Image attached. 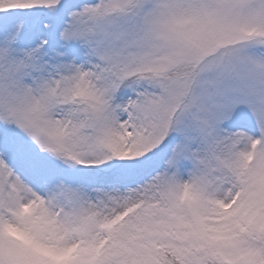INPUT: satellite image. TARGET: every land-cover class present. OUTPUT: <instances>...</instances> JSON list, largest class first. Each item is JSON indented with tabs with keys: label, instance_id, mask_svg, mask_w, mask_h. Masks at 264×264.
<instances>
[{
	"label": "snow or ice",
	"instance_id": "obj_1",
	"mask_svg": "<svg viewBox=\"0 0 264 264\" xmlns=\"http://www.w3.org/2000/svg\"><path fill=\"white\" fill-rule=\"evenodd\" d=\"M0 264H264V0H0Z\"/></svg>",
	"mask_w": 264,
	"mask_h": 264
}]
</instances>
